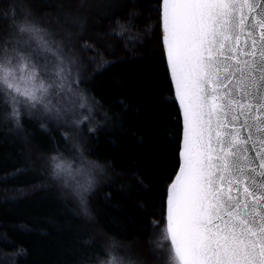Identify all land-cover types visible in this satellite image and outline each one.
I'll return each mask as SVG.
<instances>
[{
    "label": "snow or ice",
    "instance_id": "snow-or-ice-1",
    "mask_svg": "<svg viewBox=\"0 0 264 264\" xmlns=\"http://www.w3.org/2000/svg\"><path fill=\"white\" fill-rule=\"evenodd\" d=\"M155 10L182 132L179 168L166 185V222L152 253L164 252V264H264V0H159ZM17 12L15 6L0 12V120L19 130L22 115L64 118L86 98L68 91L76 61L65 57L64 45L29 13ZM117 25L110 34L127 40L125 50L142 46L133 14ZM82 47L95 51L87 42ZM96 54L102 60L96 72L117 62ZM49 168L88 216V197L104 168L82 152L79 162L53 154ZM25 170L30 166L3 179ZM134 177L149 190L139 173ZM0 241L11 243L6 233ZM103 252L91 254L97 264H137L120 256L115 242ZM78 264L91 262L82 256Z\"/></svg>",
    "mask_w": 264,
    "mask_h": 264
},
{
    "label": "trees",
    "instance_id": "trees-1",
    "mask_svg": "<svg viewBox=\"0 0 264 264\" xmlns=\"http://www.w3.org/2000/svg\"><path fill=\"white\" fill-rule=\"evenodd\" d=\"M159 0H0L54 32L80 60V85L96 104L99 125L82 135L86 155L103 165L106 176L84 209L49 177V157L64 152L61 125L22 115L21 127L0 120V264H78L101 257L113 241L151 257L153 222L165 223L166 185L179 168L180 109L164 58ZM20 12L15 13L19 15ZM133 14L132 32L143 40L133 51L113 33L117 21ZM3 27L0 26V32ZM66 34L71 35L68 39ZM87 42L95 49L84 50ZM112 46L111 49L108 46ZM103 61H117L103 71ZM94 57L96 63L90 61ZM139 57V58H137ZM120 100L127 106L122 110ZM44 124L48 131L41 128ZM143 137V143L138 138ZM14 178L3 179L20 169ZM134 173H139L145 190ZM110 193V199L106 194ZM28 229V230H22ZM92 238L90 246L84 241ZM21 253V254H17ZM98 253L99 257L92 256Z\"/></svg>",
    "mask_w": 264,
    "mask_h": 264
},
{
    "label": "rangeland",
    "instance_id": "rangeland-1",
    "mask_svg": "<svg viewBox=\"0 0 264 264\" xmlns=\"http://www.w3.org/2000/svg\"><path fill=\"white\" fill-rule=\"evenodd\" d=\"M46 29L50 33L55 35L53 31H51L48 28H46ZM55 40L57 43H61L57 40L56 36H55ZM65 57L70 58V59H75V61H76L75 64L69 66L70 67V76L68 79V84H69L68 91L72 92L74 97H77V96L82 94L86 98V100L83 102L84 106L83 107L76 106L75 108L72 109V111L70 113H68L67 116H65L64 118H60V119H57L55 117H52L49 119H44L42 116H36V117L39 118L40 120H43V121H52L53 123L61 125L63 127V129L65 130L64 133L68 137L69 145L64 152H57L55 154H63L64 156L68 157L69 159H76V161L79 162V153L82 152L83 155L88 160L94 161L95 163L99 164L98 162L89 158L86 155L85 147L82 146V142H81L83 133L90 132L89 129H94L96 126L99 125V119L96 116V114H97L96 113V104H94L92 98L84 92V90L82 89V87L80 85V80H81L80 72H82V70L80 69V60H79L78 56H76L72 51H69V52L66 51ZM50 157H49V159H50ZM99 165H101V164H99ZM101 166L104 168L103 165H101ZM106 174H107V171L104 168V172L97 176V182L99 183L106 176ZM49 177L51 178V180L53 182L56 181V180H53L51 177L50 168H49ZM56 182L58 184H60L61 187L63 189H65L66 192L72 196V198L75 200V202H77L80 205L78 199L76 198V196L73 194V192L70 189L65 188L59 181H56ZM159 223L160 224L156 223L157 226L154 227V230L152 231V233L148 239V242H147L149 255L151 256V257H148L149 258L148 260L144 254L141 255L139 253V256L137 257L136 254L130 248H124V247H122V245L115 243L117 245V251H118L119 255L125 256V257H130L131 259L136 261L137 264H164V259H165L164 252H160L158 255H153V253H152V247H153V245L156 244L157 241L160 240L161 229L165 225V223H163V224H161V222H159ZM110 242H113V241L106 242L104 244V247H107ZM164 246L167 247L166 242H165ZM101 257H104V254ZM97 260L91 264H97Z\"/></svg>",
    "mask_w": 264,
    "mask_h": 264
},
{
    "label": "water",
    "instance_id": "water-1",
    "mask_svg": "<svg viewBox=\"0 0 264 264\" xmlns=\"http://www.w3.org/2000/svg\"><path fill=\"white\" fill-rule=\"evenodd\" d=\"M161 37H162V32H161ZM162 45H163V43H162ZM164 49V48H163ZM172 82V81H171ZM172 86H173V91H174V95H175V89H174V85L172 84ZM177 104H178V102H177ZM178 107H179V104H178ZM180 114H181V112H180ZM181 119H182V116H181ZM178 170V169H177ZM175 176V175H174ZM174 178V177H173ZM171 182V181H170ZM169 182V183H170ZM166 195H167V193H166ZM165 201H166V198H165ZM165 216H166V204H165Z\"/></svg>",
    "mask_w": 264,
    "mask_h": 264
},
{
    "label": "bare ground",
    "instance_id": "bare-ground-1",
    "mask_svg": "<svg viewBox=\"0 0 264 264\" xmlns=\"http://www.w3.org/2000/svg\"><path fill=\"white\" fill-rule=\"evenodd\" d=\"M55 36V35H54Z\"/></svg>",
    "mask_w": 264,
    "mask_h": 264
}]
</instances>
